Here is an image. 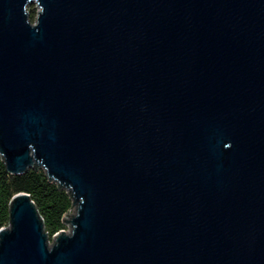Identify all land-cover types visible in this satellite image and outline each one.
Segmentation results:
<instances>
[{"label": "water", "instance_id": "obj_1", "mask_svg": "<svg viewBox=\"0 0 264 264\" xmlns=\"http://www.w3.org/2000/svg\"><path fill=\"white\" fill-rule=\"evenodd\" d=\"M0 156V264H264V0H0Z\"/></svg>", "mask_w": 264, "mask_h": 264}, {"label": "trees", "instance_id": "obj_2", "mask_svg": "<svg viewBox=\"0 0 264 264\" xmlns=\"http://www.w3.org/2000/svg\"><path fill=\"white\" fill-rule=\"evenodd\" d=\"M30 20L35 22L36 8L29 7ZM21 192L30 195L41 216L45 230L52 238L61 231H66L65 215L75 202L74 197L59 182L48 177L42 168H31L22 174L8 171L0 156V230L9 226L10 203Z\"/></svg>", "mask_w": 264, "mask_h": 264}, {"label": "rangeland", "instance_id": "obj_3", "mask_svg": "<svg viewBox=\"0 0 264 264\" xmlns=\"http://www.w3.org/2000/svg\"><path fill=\"white\" fill-rule=\"evenodd\" d=\"M35 8H36V17H35V22H36V19L38 17V12L40 11L39 7L37 6V4H34L33 5ZM33 22V23H35ZM77 210H78V204H74L73 207L71 208V210L69 211L70 214H68L67 216L64 217V219L68 220V224L65 222L66 226H67V229H66V234H69L73 231V228H74V224L71 223V221H73V216H75L77 214ZM73 215V216H72ZM72 225V226H70ZM58 235H54L52 238H49V243L50 245H54L56 239H57ZM57 243V241H56Z\"/></svg>", "mask_w": 264, "mask_h": 264}]
</instances>
